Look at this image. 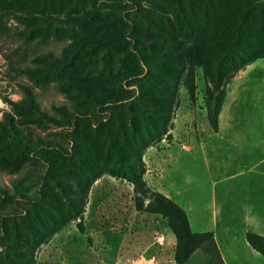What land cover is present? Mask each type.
Returning <instances> with one entry per match:
<instances>
[{
	"label": "trees",
	"instance_id": "16d2710c",
	"mask_svg": "<svg viewBox=\"0 0 264 264\" xmlns=\"http://www.w3.org/2000/svg\"><path fill=\"white\" fill-rule=\"evenodd\" d=\"M47 1V3H46ZM63 0H0V34L18 18L25 43H69L59 56L39 54L18 72L36 87L55 82L70 103L41 109L30 85L18 84L22 104L8 101L0 121V169H41L35 196L0 188V264H36L35 253L84 214L94 183L104 176L129 182L136 212L160 216L175 239L173 261L197 251L206 264H224L212 232H194L185 210L144 180V152L172 143L181 88L200 68L206 120L218 131L230 80L264 60V1L116 0L117 10H88L59 20L47 7ZM49 5V6H48ZM101 51V78L90 76L86 54ZM62 128L64 147L32 138L30 126ZM247 245L264 257V234L247 231Z\"/></svg>",
	"mask_w": 264,
	"mask_h": 264
},
{
	"label": "rangeland",
	"instance_id": "374dc122",
	"mask_svg": "<svg viewBox=\"0 0 264 264\" xmlns=\"http://www.w3.org/2000/svg\"><path fill=\"white\" fill-rule=\"evenodd\" d=\"M264 1V0H260ZM47 3V1H46ZM116 0H63L47 7L59 20L98 9L117 10ZM49 6V5H48ZM0 34V121L11 113L8 101L22 104L18 84L30 85L42 110L71 103L55 82L36 87L34 78L18 72L32 66L39 54L59 56L68 40L25 43L24 24L13 16ZM90 76L101 78V51L83 56ZM204 79L191 67L179 87L173 141L148 148L142 157L147 185L178 203L194 232H212L224 264H264L244 240L247 231L264 234V60H257L229 82L217 132L206 120ZM31 136L66 147L62 128L42 123L30 126ZM41 169L25 168L17 174L0 169V188H15L35 196ZM84 233L69 223L36 250V264H175V239L165 221L135 211L129 182L104 176L89 193ZM197 251L187 264H206Z\"/></svg>",
	"mask_w": 264,
	"mask_h": 264
},
{
	"label": "crops",
	"instance_id": "0c3cea01",
	"mask_svg": "<svg viewBox=\"0 0 264 264\" xmlns=\"http://www.w3.org/2000/svg\"><path fill=\"white\" fill-rule=\"evenodd\" d=\"M219 127V126H218Z\"/></svg>",
	"mask_w": 264,
	"mask_h": 264
}]
</instances>
